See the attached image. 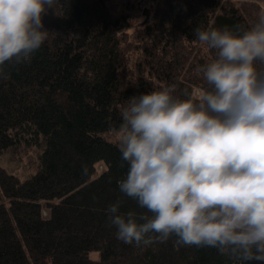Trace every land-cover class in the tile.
I'll list each match as a JSON object with an SVG mask.
<instances>
[{"label": "trees", "instance_id": "1", "mask_svg": "<svg viewBox=\"0 0 264 264\" xmlns=\"http://www.w3.org/2000/svg\"><path fill=\"white\" fill-rule=\"evenodd\" d=\"M261 16L264 0H55L42 14L48 39L0 79V153L40 149L24 180L0 166V264H245L174 237L118 240L108 207L146 210L120 192L128 165L101 134L130 96L174 84L196 100L208 89L196 68L216 53L196 41L198 26L250 29Z\"/></svg>", "mask_w": 264, "mask_h": 264}, {"label": "clouds", "instance_id": "2", "mask_svg": "<svg viewBox=\"0 0 264 264\" xmlns=\"http://www.w3.org/2000/svg\"><path fill=\"white\" fill-rule=\"evenodd\" d=\"M54 2L0 0V79L6 62L30 63L48 39L42 14ZM194 37L216 53L196 68L208 89L196 100L178 98L174 84L130 96L110 129L128 165L118 188L146 211L121 212L117 200L108 224L136 247L174 237L264 264V16L250 29L198 26Z\"/></svg>", "mask_w": 264, "mask_h": 264}, {"label": "rangeland", "instance_id": "3", "mask_svg": "<svg viewBox=\"0 0 264 264\" xmlns=\"http://www.w3.org/2000/svg\"><path fill=\"white\" fill-rule=\"evenodd\" d=\"M101 135L109 141L119 143L118 137L112 131H105ZM39 155L40 149L37 147H24L14 152L0 153V166L24 180L36 172ZM94 256L97 257V254Z\"/></svg>", "mask_w": 264, "mask_h": 264}]
</instances>
